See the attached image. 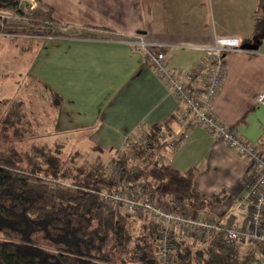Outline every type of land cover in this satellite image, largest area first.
Returning a JSON list of instances; mask_svg holds the SVG:
<instances>
[{
	"label": "crops",
	"instance_id": "crops-1",
	"mask_svg": "<svg viewBox=\"0 0 264 264\" xmlns=\"http://www.w3.org/2000/svg\"><path fill=\"white\" fill-rule=\"evenodd\" d=\"M39 1L51 9L62 30L93 38L35 41L29 45L26 77L49 100L50 91L62 100L58 109L53 108L52 134L70 137L73 154L99 148L108 162L127 140L134 141L154 125L170 134L181 129L176 102L128 41L140 37L168 51V66L176 73L192 70L217 39L254 46L250 42L255 0ZM35 5V10L42 9ZM255 47L224 54L226 75L213 112L248 141L259 143L264 110L255 98L264 91V38ZM160 156L162 164L181 172L192 170L200 194L225 190L228 199L209 214L219 222L232 219L236 228L243 226L245 213L236 210L247 192L242 159L201 130L192 131L179 149L164 147Z\"/></svg>",
	"mask_w": 264,
	"mask_h": 264
},
{
	"label": "trees",
	"instance_id": "trees-1",
	"mask_svg": "<svg viewBox=\"0 0 264 264\" xmlns=\"http://www.w3.org/2000/svg\"><path fill=\"white\" fill-rule=\"evenodd\" d=\"M30 0H0V34L24 38L29 44L49 39H90L84 32H62L52 11L39 0L42 9L24 12L21 3ZM252 45L264 38V0H255ZM8 19L16 24H8ZM248 43V42H245ZM29 47V45H28ZM29 48H27L28 51ZM155 52L161 49H154ZM62 100L50 91V105L58 109ZM0 120V142L16 143L23 139L26 126L23 106L16 103ZM11 131V133H9ZM163 128L154 125L147 130L148 145L132 141L130 150L140 160L139 171L124 175L121 188L129 190L141 182L144 188L168 200L186 202L193 213L209 214L228 199L225 190L205 196L193 185L192 170L178 171L159 160L165 146L160 144ZM35 139L40 138L35 136ZM62 146L54 152L42 144L32 152L40 159L25 155L26 168H20L0 153V264H160L156 256L155 226L144 217H125L105 212L100 195L118 185L106 178L103 152L79 166H60ZM124 155L126 150L121 151ZM80 156L71 155V159ZM122 166L131 168L130 163ZM198 242H192L196 244ZM203 248L194 249L183 237H177L173 264H251L259 258L264 264L260 246H229L220 234Z\"/></svg>",
	"mask_w": 264,
	"mask_h": 264
},
{
	"label": "built area",
	"instance_id": "built-area-1",
	"mask_svg": "<svg viewBox=\"0 0 264 264\" xmlns=\"http://www.w3.org/2000/svg\"><path fill=\"white\" fill-rule=\"evenodd\" d=\"M21 8L24 12H32L36 5L32 0L24 1ZM128 45L144 57L148 69L177 104L181 129L175 134L164 130L159 137L160 144L170 150L179 149L192 131L201 130L244 161L248 176L247 192L236 210L245 213V222L242 227L236 228L232 219L222 223L211 214L193 213L186 202L172 198L164 200L147 191L141 182L134 183L129 190L122 189L123 176H131L139 171L140 160L130 150L132 140L124 144L123 150L127 154L118 155L105 164L106 178L118 185L113 191L100 195L105 212L120 213L125 217L142 216L155 226L156 256L160 264H173L178 236L205 245L220 234L229 246H260L264 256V133L259 143L250 142L237 129L219 120L213 112V104L226 75L222 58L228 52L241 50V43L236 39L215 40L213 46L207 49L204 59L187 73L171 70L168 66L169 52L163 49L155 52L156 47L145 44L140 37L128 41ZM255 104L264 110V91L257 94ZM134 141L146 147L149 136L143 132ZM159 160L162 163L161 156ZM122 162L130 163L132 167L125 168Z\"/></svg>",
	"mask_w": 264,
	"mask_h": 264
},
{
	"label": "rangeland",
	"instance_id": "rangeland-1",
	"mask_svg": "<svg viewBox=\"0 0 264 264\" xmlns=\"http://www.w3.org/2000/svg\"><path fill=\"white\" fill-rule=\"evenodd\" d=\"M16 22V20L8 19V24H16ZM28 45H30L29 42L24 38H13L0 34V120L4 119L7 114L11 116L10 108L20 103L23 106L26 123L23 139L18 143L16 139L12 142L9 140L5 143L0 142V153L18 167L26 168L25 155L32 156L33 147L46 144V147L54 152V149L61 145L60 166L70 167V160H73V166L92 161L96 153L90 150L80 152V156L71 159L74 148L73 140L66 135L52 134L54 111L50 105L49 96L42 93L41 87L26 77L30 58L27 51ZM37 90L42 94H38ZM35 136H40V138L35 139ZM127 153V151L124 152V154ZM118 155L121 156L123 153L120 152ZM102 159L104 164L108 162L104 156ZM32 160L40 161L35 155L32 156ZM187 240L194 249L203 248L199 243L193 245L194 240L190 238ZM251 264H261L260 259H255Z\"/></svg>",
	"mask_w": 264,
	"mask_h": 264
},
{
	"label": "water",
	"instance_id": "water-1",
	"mask_svg": "<svg viewBox=\"0 0 264 264\" xmlns=\"http://www.w3.org/2000/svg\"><path fill=\"white\" fill-rule=\"evenodd\" d=\"M243 50H247V51H255L257 49V47L255 46H242Z\"/></svg>",
	"mask_w": 264,
	"mask_h": 264
}]
</instances>
